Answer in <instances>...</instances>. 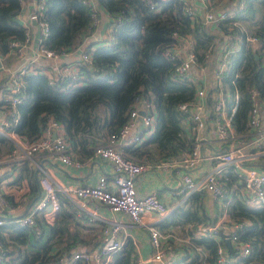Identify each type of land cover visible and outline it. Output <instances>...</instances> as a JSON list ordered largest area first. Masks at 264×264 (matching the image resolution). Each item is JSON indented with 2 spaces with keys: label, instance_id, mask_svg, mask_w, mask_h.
Wrapping results in <instances>:
<instances>
[{
  "label": "trees",
  "instance_id": "16d2710c",
  "mask_svg": "<svg viewBox=\"0 0 264 264\" xmlns=\"http://www.w3.org/2000/svg\"><path fill=\"white\" fill-rule=\"evenodd\" d=\"M94 1L110 15L113 35L97 45L88 42L85 49L90 60L80 58L72 75L58 76L55 72L51 80L40 68L24 67L15 73L17 83H14L11 72L1 71L0 108L4 112L14 108L18 118L12 128L19 134L33 141L49 119L54 118L64 125L71 149L84 161L91 158L96 145L107 143L110 135L127 122L135 101L145 99L155 111L152 130L139 143L121 145L122 151L148 164L179 156L193 142L185 127L186 113L179 104L194 99L197 89L194 77L201 71L212 76L223 56L227 34L236 37L232 40L235 47L228 54L229 66L223 73L224 88L230 94L226 101L230 104L234 91L239 90L233 122L239 131H247L252 87L258 88L264 107V0H208V10L218 16L213 24L204 21L198 11L195 16L188 13L186 6H194L189 0ZM212 1L216 3L214 8ZM45 3L44 18L49 23V32L41 42L46 47L62 55L81 43L84 34L92 32L95 9L91 0H45ZM21 10L22 0H0L2 56L9 53L12 39L26 37V28L17 18ZM186 33L196 38L197 65L192 76H178L175 68L179 59H169L165 50ZM248 34L257 37V46L246 39ZM214 83L209 81L206 92L211 112L215 105L212 93L218 89ZM9 93L19 100L6 99L4 96ZM211 115L213 112L208 113L209 118ZM13 148L11 139L0 132V156ZM8 162L12 169H18L10 185L24 183L28 190L17 200L14 194L3 193L4 196L14 203L28 199L27 194L30 201L38 196L40 169L32 166L28 157ZM254 162L264 164V156ZM220 179L228 195L238 179L234 166L226 168ZM58 197L60 208L54 223L38 215L34 227L8 220L0 228L3 248L10 250L5 253L9 258L7 264H43L51 259L59 261L63 256L72 264H82L73 258L75 251L100 243L99 228L90 224L89 215L62 192H58ZM225 200L212 198L207 190L194 192L160 220L158 226L163 231L189 235L198 223L220 217L226 210ZM227 211L234 221H248L240 236L251 243L252 249L247 256H237L230 249L232 257L226 264H264V208L248 207L233 194ZM193 242L174 264H219L215 239ZM204 253L206 260L202 259ZM137 254L136 244L129 237L113 254L110 264H134Z\"/></svg>",
  "mask_w": 264,
  "mask_h": 264
},
{
  "label": "built area",
  "instance_id": "2783aa9c",
  "mask_svg": "<svg viewBox=\"0 0 264 264\" xmlns=\"http://www.w3.org/2000/svg\"><path fill=\"white\" fill-rule=\"evenodd\" d=\"M151 1L153 0H148L150 3ZM91 2L95 9L92 14V23L95 26L98 21V6L94 0ZM152 6H156V4L152 3ZM45 9V0H36V5L29 14V21L24 24L26 28L25 39H12L7 55L25 53L26 46L34 41L31 27L34 24L41 27V35L36 40L37 44H34L35 56L45 58L60 56L58 52L46 47L41 42L49 32V23L44 18ZM186 10L192 16H195L198 11L192 5L186 6ZM199 13L204 21L211 24L218 19V16L212 11ZM223 14L220 16H225ZM113 31L114 27L110 25L109 35L112 36ZM235 35H225V44L222 46L223 56L212 76L209 79L203 74L198 75L197 78L194 77L197 86L194 99L179 104L180 109L186 113L185 127L193 137L192 145L179 156L162 160L156 164L170 166L172 161L179 160L185 167H195L205 159L209 158L212 161L208 168L198 174L184 172L181 186L174 192L176 199L173 204L162 200L156 191H151L143 196L138 194L136 176L146 168L148 163L128 157L122 151L121 145L131 142L139 143L146 138V136H140L137 133L132 136L129 135L131 128L137 125L139 118L142 119L145 131L150 134L152 130L155 113L153 106L145 99H138L130 111L127 122L122 125L120 130L112 133L107 143L98 144L94 147V154L111 162L113 169L111 179L103 173L98 177L95 184L76 185L59 182L49 175L43 174L39 179L40 194L35 203L31 205L26 204V198L21 202L11 203L0 191V210L5 209L11 212L9 218L0 212V228L8 220L16 221L23 226L34 227L38 215H43L48 222L54 223L60 208L58 192H62L84 212H93V206L89 203L99 202L108 205L114 212L122 213L133 224L140 226L148 224V241L151 246V253L146 257L137 254L134 264H146L152 261L160 264H174L177 258L185 254L190 243L201 238H213L218 242L217 261L219 264H226L231 259L230 249L235 250L237 256L249 255L252 249L251 243L240 236V232L248 225V221H234L227 208L233 194H236L248 207L264 208V164L258 165L254 162L259 157L264 156V107L259 97L258 88L252 87V106L249 111L248 129L246 132H241L235 127L233 118L239 103V90L234 91L231 103L228 104L226 97L228 98L230 94L228 91L226 92L223 82V73L229 66L228 54L235 47L232 42L236 37ZM177 39L171 47L165 50V55L169 59H179L175 68L176 75L192 76L197 65L196 38L193 34L186 33L179 35ZM246 39L252 42L254 46L258 45L256 36L248 34ZM81 56V58L90 60V53L87 49H84ZM23 68L24 66L18 70ZM76 69L75 65L64 66L58 70L57 75H72ZM3 70L0 68V76ZM18 70L10 71L14 83H17L15 73ZM48 76L52 80L56 75L52 73ZM209 81H214V85L218 89L212 93L215 105L212 108L213 115L210 117V126L207 129L206 117L208 113H212L206 103ZM15 89L18 88L15 87ZM4 97L13 102L19 100L17 96L10 93ZM141 109H145V112L142 113ZM17 118L14 108H7L5 112L3 111L0 120V132L14 143V148L5 157V161L14 157L33 158L38 152H45L53 160L65 164H80L90 160L88 158L82 161L73 152L70 140L65 135L64 125L56 119L50 118L41 134L35 140L28 141L12 128L15 126ZM212 140L214 141L213 144ZM229 166H234L238 179L227 195L224 182L220 177ZM201 190H207L215 199L224 200L226 198L224 201L226 210L220 217L198 223L193 233L186 236L171 231H163L155 224L157 219L147 222V219L153 215L160 220L163 219L191 194ZM172 205H174L173 208ZM86 214L89 215L90 224H93L95 221L94 213L86 212ZM97 219L100 223L94 225L99 228L100 243L94 248L76 250L74 253L73 258L80 260L82 264H110L113 254L120 250L125 243L124 238L120 235L123 224L119 220L102 222L99 217ZM228 241H230L231 246L228 245ZM197 249L201 250L200 247ZM9 251V249L3 248L0 241V264H7L9 258L5 256V253ZM202 259H207L205 253ZM43 264L72 263L65 261L63 256L59 261L51 259Z\"/></svg>",
  "mask_w": 264,
  "mask_h": 264
},
{
  "label": "crops",
  "instance_id": "0c3cea01",
  "mask_svg": "<svg viewBox=\"0 0 264 264\" xmlns=\"http://www.w3.org/2000/svg\"><path fill=\"white\" fill-rule=\"evenodd\" d=\"M194 4V7L201 13L206 11L208 0H189ZM36 5V0H22V10L17 18L23 23L26 24L29 21V14L34 9ZM210 9V8H209ZM213 24V23H212ZM33 31L34 41L26 46L24 54L18 55L12 53L6 56L0 55V59L3 63L4 72H12L13 70H18L22 66L28 67L29 69L40 68L41 71H44L47 74L58 73V70L64 66H73L75 63L82 57V52L85 49V45L90 41H94V45L99 43H104L110 38L109 29H110V15L102 8H98V21L95 24L91 33L83 35L81 38V43L77 44L72 50L67 51L60 55L59 57L54 58H45L43 56H35L34 44H37V32L40 30V25H31ZM9 69V71H7ZM201 74L202 71H201ZM55 75V74H54ZM203 75H208L204 73ZM209 79V77H208ZM209 84V83H208ZM208 86V85H207ZM3 115V111L0 108V120ZM207 129L209 128L210 118L207 115ZM140 136H148L149 132L143 129L142 119H138L137 125L131 128L129 135L134 134ZM214 141L212 140V144ZM211 144V143H210ZM9 153V152H8ZM8 153L2 154L0 156V191L3 193L14 194L15 200L22 193H26L28 187L22 183L21 185H10L14 175L17 174L18 169H12L8 164L10 160L16 159L18 157L9 158L5 161V157ZM32 166H35L40 169V177L44 175H49L53 179H56L59 182L63 183H74L76 185H87L95 184L98 177L101 174H106L111 179L113 177L112 164L109 160L101 158L100 156L93 154L90 160L81 162L80 164H65L61 161H55L45 152L36 153L33 158H30ZM157 163H150L146 166L136 176V187L138 194L143 196L151 191H156L158 196L168 202L173 204V201L176 199L174 192L177 191L182 182V177L184 172H191L192 174H198L201 171L208 168L212 161L208 158L203 162L198 164L195 167H185L182 165L179 160L172 161L170 166H159ZM22 181L25 182L23 179ZM21 181V182H22ZM26 204H34L38 196L34 197L30 201V195H26ZM7 199V198H6ZM9 202L14 203L7 199ZM14 200V201H15ZM90 205L93 206V212L86 211L88 213H94L95 221L91 224L93 226L98 225L100 221L109 222L112 220H119L123 227L121 229L120 235L126 241L129 237L132 238L136 244V250L138 255L146 257L151 253V246L148 241L149 230L148 224L146 225H136L129 221L125 215L120 212H114L110 209L108 205L99 203V202H90ZM174 205H172V208ZM6 217L11 216V212L3 209L0 210ZM155 224L158 225L160 219L154 215L147 219L148 223L155 220ZM162 220V219H161ZM95 224V225H94ZM108 224V223H106ZM146 264H160L159 262L152 261Z\"/></svg>",
  "mask_w": 264,
  "mask_h": 264
},
{
  "label": "water",
  "instance_id": "95a60500",
  "mask_svg": "<svg viewBox=\"0 0 264 264\" xmlns=\"http://www.w3.org/2000/svg\"><path fill=\"white\" fill-rule=\"evenodd\" d=\"M40 35H41L40 30H38V32H37V40L39 39ZM0 68L1 69L3 68V64H2L1 59H0ZM141 112L144 113L145 109H141ZM228 245L231 246L230 241H228Z\"/></svg>",
  "mask_w": 264,
  "mask_h": 264
},
{
  "label": "rangeland",
  "instance_id": "374dc122",
  "mask_svg": "<svg viewBox=\"0 0 264 264\" xmlns=\"http://www.w3.org/2000/svg\"><path fill=\"white\" fill-rule=\"evenodd\" d=\"M207 6L210 7V5H208V3H207ZM211 6H212L211 8H214V7L216 6V3L212 1ZM205 10H206V11H212V10H208V9H205Z\"/></svg>",
  "mask_w": 264,
  "mask_h": 264
}]
</instances>
